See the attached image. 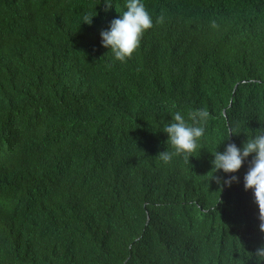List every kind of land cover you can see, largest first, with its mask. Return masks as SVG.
Wrapping results in <instances>:
<instances>
[{
	"label": "trees",
	"instance_id": "1",
	"mask_svg": "<svg viewBox=\"0 0 264 264\" xmlns=\"http://www.w3.org/2000/svg\"><path fill=\"white\" fill-rule=\"evenodd\" d=\"M143 3L121 63L100 34L126 0H0V264H256L252 157L223 188L211 161L264 129V0ZM197 109V149L164 164Z\"/></svg>",
	"mask_w": 264,
	"mask_h": 264
},
{
	"label": "clouds",
	"instance_id": "2",
	"mask_svg": "<svg viewBox=\"0 0 264 264\" xmlns=\"http://www.w3.org/2000/svg\"><path fill=\"white\" fill-rule=\"evenodd\" d=\"M111 8L110 2H104ZM125 11L118 18L111 21L107 30L101 32V46L111 52L115 61L126 63L139 49L146 32L153 26V19L147 11L143 0H126ZM95 16L84 17L83 24L91 25ZM164 16L156 19L157 24L164 23ZM216 27L215 23L212 25ZM209 113L205 109H197L188 114V120L181 112H176L171 121L163 128L167 135V144L171 150L158 155L164 164H169L174 157H183L189 162L192 153L197 149L199 141L205 135L204 123ZM241 134V133H240ZM237 134L235 128L229 129L227 141L231 135ZM248 136V135H247ZM224 141V142H225ZM223 142V143H224ZM218 149V148H217ZM211 161L212 169L223 172L225 179L216 178L221 187H231L239 182V173L249 157H252L247 173L243 178L245 191H251L254 202L259 209V230L264 233V129L257 130L248 136L246 143L238 147L235 143H228L224 150L215 151ZM256 264H264V245L257 248Z\"/></svg>",
	"mask_w": 264,
	"mask_h": 264
}]
</instances>
